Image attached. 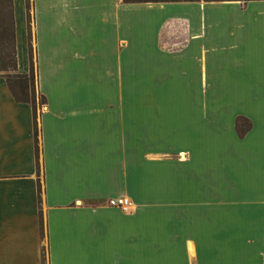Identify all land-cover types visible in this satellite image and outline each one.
<instances>
[{
	"label": "crops",
	"instance_id": "0c3cea01",
	"mask_svg": "<svg viewBox=\"0 0 264 264\" xmlns=\"http://www.w3.org/2000/svg\"><path fill=\"white\" fill-rule=\"evenodd\" d=\"M28 1L45 104L36 159L0 76V264H264V0ZM10 45L26 73L24 0H0ZM190 204L213 246L175 243Z\"/></svg>",
	"mask_w": 264,
	"mask_h": 264
},
{
	"label": "trees",
	"instance_id": "16d2710c",
	"mask_svg": "<svg viewBox=\"0 0 264 264\" xmlns=\"http://www.w3.org/2000/svg\"><path fill=\"white\" fill-rule=\"evenodd\" d=\"M123 3H174V2H215V1H247V0H121ZM25 21H26V37H27V60L28 70L24 74L16 72L14 53L11 45L5 46L4 51L0 52V76L4 79L5 85L15 102L25 103L30 107L32 119V134L34 142V153L37 159V112L41 106L45 104L44 97L36 91V70L32 58V49L30 45V3L24 0ZM36 101V102H35ZM250 123L243 117L234 119L233 127L238 137L244 135L248 130ZM37 165V161H36ZM37 193L39 194V186L37 184ZM39 200V199H38ZM39 235L43 236L41 219L38 222ZM41 260L44 259L43 247L40 249Z\"/></svg>",
	"mask_w": 264,
	"mask_h": 264
},
{
	"label": "rangeland",
	"instance_id": "374dc122",
	"mask_svg": "<svg viewBox=\"0 0 264 264\" xmlns=\"http://www.w3.org/2000/svg\"><path fill=\"white\" fill-rule=\"evenodd\" d=\"M168 31H169L168 28L165 27L162 30L160 36L162 37V39H164V41L166 40L168 42H171L172 41L171 38L173 36L169 35L167 33ZM176 36L181 37L179 34ZM212 205L213 204H207L205 206L206 210L203 211V213L200 210L201 207H199L197 204L186 205V207H189L191 217H194L197 214H201V216H203L205 219H201V220L191 219V221L176 220L174 223V227L176 228L177 234L179 235L180 233L181 237L177 236L174 240L175 243L191 244V245H212V246L216 243L214 210ZM130 207L131 205L129 202V206L126 207V209L127 208L129 209ZM178 216L182 218L186 217V215L183 213H179ZM195 255H200V254L191 253L189 256L192 257V259H194Z\"/></svg>",
	"mask_w": 264,
	"mask_h": 264
},
{
	"label": "built area",
	"instance_id": "2783aa9c",
	"mask_svg": "<svg viewBox=\"0 0 264 264\" xmlns=\"http://www.w3.org/2000/svg\"><path fill=\"white\" fill-rule=\"evenodd\" d=\"M107 205L110 207H119L121 209H126V207L129 206V201L124 197L108 198Z\"/></svg>",
	"mask_w": 264,
	"mask_h": 264
}]
</instances>
